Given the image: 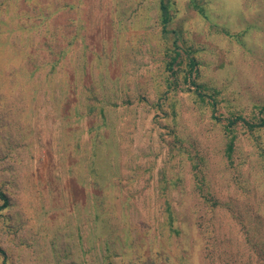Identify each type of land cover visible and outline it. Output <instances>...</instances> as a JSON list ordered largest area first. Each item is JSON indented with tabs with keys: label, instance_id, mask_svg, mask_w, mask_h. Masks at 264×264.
Returning a JSON list of instances; mask_svg holds the SVG:
<instances>
[{
	"label": "rangeland",
	"instance_id": "obj_1",
	"mask_svg": "<svg viewBox=\"0 0 264 264\" xmlns=\"http://www.w3.org/2000/svg\"><path fill=\"white\" fill-rule=\"evenodd\" d=\"M0 191V264H264V0H0Z\"/></svg>",
	"mask_w": 264,
	"mask_h": 264
},
{
	"label": "trees",
	"instance_id": "obj_2",
	"mask_svg": "<svg viewBox=\"0 0 264 264\" xmlns=\"http://www.w3.org/2000/svg\"><path fill=\"white\" fill-rule=\"evenodd\" d=\"M162 8H163L164 12H166L167 7H166V4L164 2H162ZM166 21H167V18L164 19V22H166ZM237 119H239V118H235V119L231 120L229 123L233 124V123H235L237 121ZM228 150L229 151L232 150V144H230L228 146ZM0 195L4 199V202L0 205V211H1L4 207L7 206L8 201H7L6 196L4 195L3 192L0 191Z\"/></svg>",
	"mask_w": 264,
	"mask_h": 264
}]
</instances>
